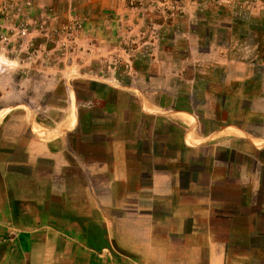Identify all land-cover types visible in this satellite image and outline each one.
<instances>
[{
	"label": "crops",
	"instance_id": "obj_1",
	"mask_svg": "<svg viewBox=\"0 0 264 264\" xmlns=\"http://www.w3.org/2000/svg\"><path fill=\"white\" fill-rule=\"evenodd\" d=\"M124 9L84 0L98 42L44 61L49 101L0 111V264H264V30L211 43L228 55L170 108L100 68Z\"/></svg>",
	"mask_w": 264,
	"mask_h": 264
},
{
	"label": "rangeland",
	"instance_id": "obj_2",
	"mask_svg": "<svg viewBox=\"0 0 264 264\" xmlns=\"http://www.w3.org/2000/svg\"><path fill=\"white\" fill-rule=\"evenodd\" d=\"M83 2L0 0V111L30 102L32 98L49 101L51 94L42 95L41 87L50 82L40 75H52L55 69L44 61L57 59L63 54L62 48L71 51V45L78 42H98L97 35L87 39V29L82 35L78 33L90 26L88 17L78 12ZM123 2V20H112L110 24L115 27L125 22V31L114 38L100 33V45L107 40L111 46L118 43L121 47L110 48L103 58L108 66L100 68L111 74V80H107L110 84H132L146 91L155 102L170 108H178L180 105L176 103L191 105V98L177 97L179 88L186 93L191 85L186 82L189 71L197 68L204 73L216 57L228 55L225 50H211V43L224 48L223 45L232 41H249L257 30H264V0ZM101 16L100 25L105 24ZM71 28L75 29L74 40H69L66 34ZM52 46L55 50L47 49ZM92 50L81 46L84 56L85 51L92 53ZM250 127L258 131L260 124L253 122Z\"/></svg>",
	"mask_w": 264,
	"mask_h": 264
},
{
	"label": "built area",
	"instance_id": "obj_3",
	"mask_svg": "<svg viewBox=\"0 0 264 264\" xmlns=\"http://www.w3.org/2000/svg\"><path fill=\"white\" fill-rule=\"evenodd\" d=\"M74 32H75V29L74 28H71V29H69L66 32L69 40H74Z\"/></svg>",
	"mask_w": 264,
	"mask_h": 264
}]
</instances>
